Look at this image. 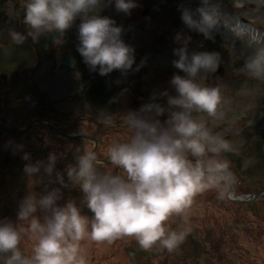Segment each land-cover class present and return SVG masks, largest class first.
Instances as JSON below:
<instances>
[{"label": "clouds", "instance_id": "clouds-1", "mask_svg": "<svg viewBox=\"0 0 264 264\" xmlns=\"http://www.w3.org/2000/svg\"><path fill=\"white\" fill-rule=\"evenodd\" d=\"M253 2L257 8L264 7V0ZM233 3L239 6L241 0ZM104 6V0H26L23 24L28 29L27 36L36 42L54 32L63 36L79 19L78 52L85 64L93 71L98 68L102 76L115 70L126 74L135 63L134 49L121 39L122 27L100 14ZM137 6L135 0H115L116 10L128 15ZM181 19L190 30L212 39L221 26L222 13L213 0H201L195 12L182 9ZM237 34L247 35L252 49L240 71L264 80V33L241 29ZM10 36L18 44L27 39L15 31ZM176 39L180 40V36ZM190 39L174 50L178 59L173 66L186 75H174L170 81L177 96L163 93L168 96V108L150 103L124 115L123 125L131 135L106 152L107 161L119 171L101 172L102 162L96 152L87 148L76 155L74 165L67 167L68 181L83 192L81 203L92 216L82 214L81 207L72 200L58 205L59 189L39 198L29 194L20 203L18 224L0 221L3 264H88L83 242L111 245L124 238L134 239L146 251L159 247L171 253L184 243L190 228L181 225L179 230H173L168 226L169 219L179 217L186 225L194 200L207 190L217 189L218 197H224L226 189L221 182L231 173L228 161L218 157L234 149L230 141L213 134L198 118L223 117L219 86L199 82L202 74L217 71L221 57L207 51L189 55ZM166 111L168 119L162 123L157 117ZM23 158L27 160L29 155ZM56 162V154L50 153L46 165L27 164L24 171L33 177L43 166L51 176ZM57 180L68 186L62 174L57 173ZM38 211L44 213L43 219L36 215ZM24 238L31 242L28 255L21 250Z\"/></svg>", "mask_w": 264, "mask_h": 264}, {"label": "rangeland", "instance_id": "rangeland-1", "mask_svg": "<svg viewBox=\"0 0 264 264\" xmlns=\"http://www.w3.org/2000/svg\"><path fill=\"white\" fill-rule=\"evenodd\" d=\"M11 1H8L7 7V4L0 0V15L5 16L1 13L7 8L6 15L10 17L5 24L8 36L12 31L17 32L18 22L21 26L24 25L21 13L26 3V0H19L21 10V7L14 9L16 1ZM168 1L170 0H135L140 10L150 7L152 13L140 16V20H143L141 24L137 23V19L134 20L128 32L122 25V20L127 14L116 10L115 0H104L105 6L100 13L115 20L117 26L122 27L121 39L134 49V54L141 42L150 43L141 70L142 79L137 83L138 93L136 91L132 95L141 98L143 93L146 97L141 98V101L145 104L158 103L166 109L168 96L163 93L178 95L170 81L174 75H186L173 66V61L178 59L174 50L183 47L188 37H191L187 43L189 55L193 52H205L207 47V38L190 30L183 23L182 11L172 15L169 13ZM216 1L222 13L221 26L214 31L216 39L213 48L207 52L220 54L221 63L218 69L222 67L223 71L220 74L217 69L215 73L202 74L199 82L209 87L219 86L223 117L213 120L201 115L198 118L203 119L213 134H220L231 142L234 151L224 153L218 159L227 160L229 163L234 198H244L264 190V128L260 131L262 126H258L257 121L251 124L248 118L254 106L264 102V80L253 79L240 71L252 49L248 46L247 35L237 33L241 29L264 33V7L257 8L253 0H241L239 6H234L233 0ZM191 10L195 12L196 9ZM227 10L230 16L226 13ZM3 19L0 18V21ZM244 21L247 25H241ZM80 22L77 19L70 30H78ZM24 30H27V27ZM178 35L180 40L176 39ZM200 45H205V48L200 50ZM110 74L116 77L119 85L125 81L127 73L115 70ZM77 87L76 82L69 81L66 91ZM121 95L130 96L126 89ZM129 102H123L120 115L132 111ZM162 116L160 118L164 123L168 119V112ZM243 122L251 125L241 126ZM128 132L121 137L122 142L129 138ZM3 143L6 147L3 148V154H0V221L8 220L18 224L17 214L22 200L29 194H35L39 198L53 189L60 190L61 199L57 201L58 205L63 206L72 200L81 207L82 214L92 216L81 203L83 192L78 186L71 185L66 171L62 175L67 187L59 183V172L56 171L51 176H46L41 170L36 175L37 179L31 177L27 182H20L16 175L14 178L13 171L26 174L23 165L25 162H33V159L21 160L18 167L11 163L5 164L4 156H12L15 148L13 142ZM63 155L59 153L60 157ZM37 162L42 161L37 159ZM110 168L107 166L103 167V171L102 168L99 170L113 171ZM221 186L226 189L223 198L218 197L217 189L207 190L196 197L188 212L186 225L179 217L169 219L168 226L173 230H179L181 225L190 228L186 240L176 251L170 253L159 247L146 251L131 238L99 246L85 241L83 248L88 264H264V195L257 197L253 203L237 204L230 198L233 196L228 191L227 183L222 181ZM36 215L43 219L44 213L38 211ZM21 250L25 255L30 253L31 242L27 238L23 239ZM0 264H3L2 259Z\"/></svg>", "mask_w": 264, "mask_h": 264}, {"label": "flooded vegetation", "instance_id": "flooded-vegetation-1", "mask_svg": "<svg viewBox=\"0 0 264 264\" xmlns=\"http://www.w3.org/2000/svg\"><path fill=\"white\" fill-rule=\"evenodd\" d=\"M8 1L11 0L1 2L8 7ZM13 7H21L22 10L19 0ZM1 14L5 16L0 15L4 18L0 21V48L13 47L0 52L3 62L0 64V154L6 147L3 141L13 142L15 148L12 156H4L5 164L18 167L28 154L33 162H25L24 167L36 164L37 159L46 165L49 154L54 153L57 156L55 171L63 174L69 165L76 162V155L83 154L87 148L96 152L102 162L99 169L103 171V167L110 166L111 172H118L107 161L106 152L114 143L122 142L121 137L128 131L131 135L123 125V117L130 111L120 115L123 102L130 101L132 111L137 112L146 105L137 95H132L136 91L138 93V87L129 84L131 70L127 72L125 81L119 84L120 87L116 77L110 73L102 82L99 69L91 70L78 52V30L69 29L63 36L56 32L46 34L34 42L27 36L26 26L18 22L17 32L27 36L23 43L18 44L8 36L5 28L6 21L10 19L6 15L7 8ZM57 40L60 42L57 43ZM142 75L141 71V79ZM69 81L76 82L78 87L66 91ZM101 84L107 85L115 94L116 104L120 102L118 109L96 108L95 101L99 100L93 99V94L102 93ZM125 89L130 96L121 95ZM103 100L109 101L105 97L101 102ZM157 118L162 122V118ZM59 153L64 154L63 157ZM41 170L44 171L43 166ZM15 175L20 182L31 178L13 171L14 178ZM45 175L49 176L46 172ZM32 178L37 179V176Z\"/></svg>", "mask_w": 264, "mask_h": 264}, {"label": "water", "instance_id": "water-1", "mask_svg": "<svg viewBox=\"0 0 264 264\" xmlns=\"http://www.w3.org/2000/svg\"><path fill=\"white\" fill-rule=\"evenodd\" d=\"M11 48H13V47H8V48H2L1 47L0 48V52L2 50L11 49ZM2 63L3 62L0 59V64H2ZM107 87H108L107 85L105 87L104 84H101L102 93L99 92V93L93 94V99H98L99 102H100L99 103V102L95 101V106H98L96 108H98L100 110H108V109L109 110L110 109L111 110H116V109L119 108L120 102L118 101V104H116L117 101L115 99V94L111 93L110 89L107 88ZM106 88H107V91H106ZM104 97L107 98L109 101L108 102H105L103 100V102H101V99H103ZM225 181L227 182V186H228L229 193L232 194V196H233V197H230L231 200L233 202L237 203V204L253 203L257 197H261V196L264 195V190H262V191H257V192H255L252 195H248V196H246L244 198H234V194H233V190H232V184H231L232 183V177L229 176Z\"/></svg>", "mask_w": 264, "mask_h": 264}, {"label": "bare ground", "instance_id": "bare-ground-1", "mask_svg": "<svg viewBox=\"0 0 264 264\" xmlns=\"http://www.w3.org/2000/svg\"><path fill=\"white\" fill-rule=\"evenodd\" d=\"M146 58V57H145Z\"/></svg>", "mask_w": 264, "mask_h": 264}]
</instances>
